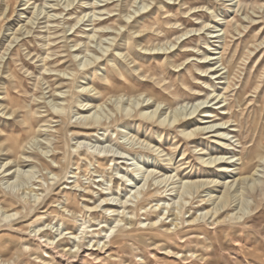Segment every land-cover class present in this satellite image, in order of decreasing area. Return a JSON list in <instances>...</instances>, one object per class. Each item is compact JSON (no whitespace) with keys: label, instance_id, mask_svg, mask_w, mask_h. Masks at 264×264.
Returning a JSON list of instances; mask_svg holds the SVG:
<instances>
[{"label":"rangeland","instance_id":"rangeland-1","mask_svg":"<svg viewBox=\"0 0 264 264\" xmlns=\"http://www.w3.org/2000/svg\"><path fill=\"white\" fill-rule=\"evenodd\" d=\"M263 193L264 0H0V264H264Z\"/></svg>","mask_w":264,"mask_h":264},{"label":"bare ground","instance_id":"bare-ground-1","mask_svg":"<svg viewBox=\"0 0 264 264\" xmlns=\"http://www.w3.org/2000/svg\"><path fill=\"white\" fill-rule=\"evenodd\" d=\"M95 21V20H94ZM29 32V31H28ZM209 57V56H208ZM60 93V92H59ZM88 105V104H87ZM87 105H82V106H84V109L86 108V106ZM202 105H204V103H202V104H200V105H197L196 106V108H195V110L193 111V113L191 114V116L192 115H194L196 112H197V110L199 109V108H201V106ZM148 107L149 106V104H147V105H143L142 107ZM140 113V112H139ZM143 114H146V113H144V112H142ZM155 113H157V111L155 112ZM141 116V115H140ZM145 115H143V117H144ZM211 116H209V115H207V114H204V117H203V119H205V118H210ZM212 118V117H211ZM145 119V118H144ZM143 119V120H144ZM151 119L152 120H154V117H151ZM186 120V119H185ZM150 121V120H149ZM176 121H178V120H176ZM89 122H93V123H89ZM155 122H157V121H155ZM85 123V122H84ZM151 123H152V121H151ZM180 123H182V121L180 122ZM184 123V122H183ZM208 123H210V122H208ZM86 124V123H85ZM94 124H97V122H95V121H88V123H87V125L86 126H93ZM179 125H182V124H179ZM88 127V128H89ZM95 127V126H94ZM211 126H208V128L206 127V128H203L202 130L201 129H199V130H201V133L203 134L206 130H209V129H212L213 127H211ZM91 129H93V128H91ZM220 129H216L215 131H213V132H217V131H219ZM197 132L199 133V131L197 130ZM197 132H195L196 134H197ZM194 132L192 131V134L191 135H187V137L189 136V137H192V135H195V134H193ZM193 138V137H192ZM204 154V153H203ZM220 160H221V158H214V160L211 162V164L212 165H214V164H218V165H220V164H225L224 162H220ZM218 162H220V163H218ZM226 164H231V163H226ZM217 165V166H218ZM244 165V164H243ZM248 165H250V164H246L245 166L247 167ZM216 166V165H215ZM139 167V166H138ZM231 167H233V166H227V170H226V172H230L231 173V170H230V168ZM141 168V167H140ZM141 170V169H140ZM140 170H138V171H140ZM223 170V169H222ZM230 170V171H229ZM257 172V171H256ZM255 172V173H256ZM255 173L253 174V176H255ZM214 182V181H213ZM217 185V184H216ZM228 188H231V186H229ZM149 195V194H148ZM225 196H226V194H225ZM262 196H264V193L262 194ZM107 200V199H106ZM262 200H264V198L262 199ZM104 201V200H103ZM107 204H109V203H107ZM206 204V203H205ZM225 204H227L226 202H225ZM221 205H224L223 204V202H222V204ZM219 203L215 206V207H213L212 209H210V210H206V216L207 215H209V214H211V217L210 218H212L213 216H215L216 218H215V222L216 223H218V224H223V222H225V220L227 219V218H233L232 217V214H230V212H227V214L226 215H224V219L223 220H221V218L223 217V214L224 213H220L221 212V210L223 209V207L224 206H226V205H224V206H221ZM225 208V207H224ZM166 209V208H165ZM170 213V212H169ZM17 214V213H16ZM15 214V215H16ZM179 214H181V212L179 213ZM220 214V215H219ZM13 215V214H12ZM178 215V214H177ZM241 215V214H240ZM171 216H173V214L171 215ZM238 216V217H237ZM242 216V215H241ZM244 216V215H243ZM194 217V216H193ZM164 218V217H163ZM169 218V217H168ZM167 218V219H168ZM206 218V217H205ZM179 219L180 218H178L177 216L173 219L174 221L176 220V221H179ZM239 219V214H236V216H235V220H238ZM201 220V219H200ZM174 222L173 224H174V226L175 227H179V223H177V222ZM181 221V220H180ZM159 222V221H158ZM187 222H189L192 226L193 225H195L197 222H199V217L198 216H196V217H194V218H192V219H190V220H188ZM154 224V223H153ZM172 224V223H171ZM214 224V223H213ZM154 225H157V223L156 224H154ZM198 227L196 228H194L195 229V231H198V232H202L201 230H203V228L201 227V226H199V225H197ZM155 227V226H154ZM162 227V226H161ZM162 229V228H161ZM193 229V230H194ZM172 230V229H171ZM167 231V230H166ZM204 231V230H203ZM167 232H169V231H167ZM135 232H129V233H127V235L125 234V235H120V236H117L115 239H114V241H113V244L114 245H117V246H119V247H124V246H126V240H128V239H134L135 238V236H133V234H134ZM163 236V235H162ZM164 238H166V239H170V238H172V236L171 235H169V233H166L165 234V236H164ZM49 244H53V243H49ZM80 248H78L77 249V251L76 252H74L73 254H72V252H70L69 254H72V256L73 257H76L77 256V254H78V252L80 251L79 250Z\"/></svg>","mask_w":264,"mask_h":264}]
</instances>
